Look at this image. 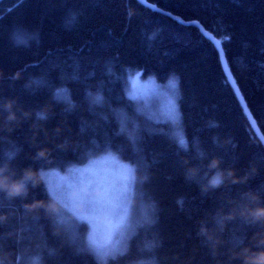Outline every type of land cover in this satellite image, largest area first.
<instances>
[{
    "label": "trees",
    "instance_id": "trees-1",
    "mask_svg": "<svg viewBox=\"0 0 264 264\" xmlns=\"http://www.w3.org/2000/svg\"><path fill=\"white\" fill-rule=\"evenodd\" d=\"M146 1L155 9L138 0H0V162L7 174L81 166L108 150L136 169L133 201L144 217L135 212L121 247L101 259L84 244L85 224L76 223L72 235L58 216L24 207L49 200L45 184L26 198L0 192V213L8 215L0 251L12 264H240L232 254L254 247L253 233L264 236V225L239 214L264 204V147L199 29L220 43L264 136V0ZM134 71L157 82L176 78L177 130L137 112L127 84ZM7 100L15 121L6 119ZM40 149L46 160L36 156ZM214 158L218 169L208 167ZM220 170L224 183L209 187ZM202 225L211 241L199 234Z\"/></svg>",
    "mask_w": 264,
    "mask_h": 264
},
{
    "label": "snow or ice",
    "instance_id": "snow-or-ice-1",
    "mask_svg": "<svg viewBox=\"0 0 264 264\" xmlns=\"http://www.w3.org/2000/svg\"><path fill=\"white\" fill-rule=\"evenodd\" d=\"M136 75L138 78L140 73ZM144 87L139 84L138 79H133L128 93L129 100L137 101ZM100 100L97 97V101ZM185 143L184 140L180 141L181 145ZM13 158L14 156H10V159ZM41 159L46 160L47 156ZM0 167H3L2 162ZM41 171L46 198L59 201L75 222L89 226V249L98 258L109 257L114 251L111 247L112 237L125 226L128 219L129 208L125 206V201L130 189L135 186L136 169L130 165L118 164L117 158L109 152L89 160L82 168H68L66 175H61L57 170ZM79 205H83V208Z\"/></svg>",
    "mask_w": 264,
    "mask_h": 264
},
{
    "label": "clouds",
    "instance_id": "clouds-1",
    "mask_svg": "<svg viewBox=\"0 0 264 264\" xmlns=\"http://www.w3.org/2000/svg\"><path fill=\"white\" fill-rule=\"evenodd\" d=\"M2 74V73H0ZM19 77V73L15 74ZM5 111L8 113L6 119L8 121H15L17 119L16 113L12 111L13 101L7 100L4 104ZM38 158L48 156L46 149H40L36 153ZM221 161L218 158H214L209 162L208 167L210 169H218ZM195 172L196 170L190 169ZM8 166L0 167V192L4 193L10 199L26 198L32 188L40 187L44 184V176L41 170L26 168L22 171L19 177L10 176L7 174ZM228 176L232 177V182H240L241 178L235 175V170H228ZM224 170L214 172L208 180V186L211 188H219L224 183ZM253 201H259L260 196L258 193H247ZM24 207L30 212H36L43 210V212L49 217L58 216L64 210L62 205L57 200H43L37 199L28 202ZM83 208V205H79ZM240 216L247 222L253 225H264V204H259L256 207H250L242 209ZM228 219H233L232 213L227 214ZM8 219L7 213L0 214V223L6 222ZM200 235H204L208 240H212L213 237L209 235V229L206 226H201L199 230ZM252 239L255 241V246L244 245L240 247L239 251L232 254L233 259H238L240 264H264V236L260 233H253ZM0 264H12L9 253L0 251Z\"/></svg>",
    "mask_w": 264,
    "mask_h": 264
},
{
    "label": "rangeland",
    "instance_id": "rangeland-1",
    "mask_svg": "<svg viewBox=\"0 0 264 264\" xmlns=\"http://www.w3.org/2000/svg\"><path fill=\"white\" fill-rule=\"evenodd\" d=\"M138 72L134 71L131 73V75L128 76V91L131 88V81L133 79H138V82L140 85L145 86L140 98L136 101L137 104V112L143 111L145 113L146 117H150L153 120L162 122V123H168V126H172L174 130L178 129V123L180 124V117L177 107V81L176 78L171 76L168 79H166L163 82H157L153 77H141V75L137 78ZM127 131V130H126ZM110 151L106 150L104 152H101L97 154L93 159H97L98 157L104 156L106 153H109ZM112 153V152H110ZM113 154V153H112ZM117 158L118 164L122 165H130L133 167V165L129 164L128 162H125L121 160L118 156L113 154ZM88 163V162H87ZM72 165L69 167L64 168L63 170L59 169H46L43 170V172H49L52 170L60 171L61 175L67 174V169L70 167H84L87 165ZM133 190L134 188H131L128 193V199L125 201V206L129 208L128 213V219L126 221V224L123 228H121L117 233H115L112 237L111 247L114 249L113 252L118 250L123 241L125 240L127 233L130 229V224L135 222V216L134 213L137 212L138 216L141 217L139 214L143 213V208L140 206L138 202L133 201ZM141 212V213H140ZM58 218H60V221L62 222L65 227L68 228V230L74 235L73 227L76 225L74 221V218L67 213L65 210L61 212V214L58 215ZM144 217H141L142 219ZM138 219V218H137ZM80 223V222H79ZM81 225V224H80ZM78 225V226H80ZM90 227L85 225L84 232L81 233L84 234V244L88 247L87 243V237L88 232L90 231ZM70 233V234H71ZM77 236V235H76ZM89 248V247H88Z\"/></svg>",
    "mask_w": 264,
    "mask_h": 264
},
{
    "label": "water",
    "instance_id": "water-1",
    "mask_svg": "<svg viewBox=\"0 0 264 264\" xmlns=\"http://www.w3.org/2000/svg\"><path fill=\"white\" fill-rule=\"evenodd\" d=\"M139 2H141L142 4H144L145 6L147 7H150L152 9H155V6L145 2L144 0H138ZM199 29L201 30V32L213 43V45L215 46L217 52H218V55H219V58H220V62H221V65H222V68L224 70V73H225V76L229 82V84L231 85L236 97H237V100L241 106V108L243 109L244 113H245V116L248 120V122L250 123L254 133L256 134L257 138L259 139V141L261 142V144L263 145L264 147V136L262 135L261 131L259 130L258 126L256 125L255 121H254V118L253 116L251 115V112L249 111L244 99H243V96L239 90V88L237 87L236 83H235V80L229 70V67H228V64L226 62V59H225V55H224V52L222 50V47L220 45V43L217 41V39H215L211 34H209L208 32H206L201 26H199Z\"/></svg>",
    "mask_w": 264,
    "mask_h": 264
},
{
    "label": "bare ground",
    "instance_id": "bare-ground-1",
    "mask_svg": "<svg viewBox=\"0 0 264 264\" xmlns=\"http://www.w3.org/2000/svg\"><path fill=\"white\" fill-rule=\"evenodd\" d=\"M145 2H147L146 0H144ZM147 3H149V2H147ZM150 4V3H149ZM152 5V4H151ZM214 37V36H213Z\"/></svg>",
    "mask_w": 264,
    "mask_h": 264
}]
</instances>
